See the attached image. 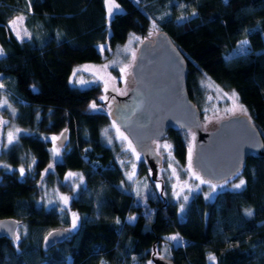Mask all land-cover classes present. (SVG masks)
<instances>
[{
	"label": "trees",
	"instance_id": "obj_1",
	"mask_svg": "<svg viewBox=\"0 0 264 264\" xmlns=\"http://www.w3.org/2000/svg\"><path fill=\"white\" fill-rule=\"evenodd\" d=\"M112 1L121 11L107 21L104 0H0V95L15 124L29 131L0 151V162L15 167L22 155L32 159L23 175L0 167V218H14L19 230L14 241L0 237V264H152V248L158 254L162 236L173 232L186 240L168 248L173 264H264V154L243 162L236 174L243 188L212 201L195 194L181 216L159 197L141 204L118 187L122 171L101 142L108 116L87 110L98 90L68 82L76 65L101 60L100 44L112 48L130 33L147 38L154 23L185 58L187 92L199 111L197 80L221 65L211 79L236 93L264 141V0ZM21 17L18 37L10 22ZM242 42L244 50L235 52ZM60 130L68 139L45 178L51 183L77 171L83 179L69 203L77 214L74 230L44 251L45 233L70 223L65 210L37 205V181L50 161L41 135ZM185 132L165 135L180 162Z\"/></svg>",
	"mask_w": 264,
	"mask_h": 264
},
{
	"label": "rangeland",
	"instance_id": "obj_2",
	"mask_svg": "<svg viewBox=\"0 0 264 264\" xmlns=\"http://www.w3.org/2000/svg\"><path fill=\"white\" fill-rule=\"evenodd\" d=\"M111 4L117 5L112 0H104L107 21L113 13L121 11L119 6L113 7L110 14L109 7ZM14 20H16V23L12 25V29H14L18 37H23L20 19L16 18ZM156 30V25L151 23L146 37L151 36ZM143 38L138 34L130 33L122 43L116 44L112 48H108L105 43L100 44L98 46L101 54L99 62L80 63L73 68L68 80L72 88L85 89L95 87L98 90L96 101L87 105L88 111L103 112L107 115L109 94H105V92L108 91L113 95L120 96L121 94L125 95L126 90L130 89L132 85L130 67L133 64L137 46ZM244 45L245 43L243 42L238 44L234 51H243ZM101 46H103V50H101ZM221 68V65L209 67L202 72L201 77L197 80L196 86L201 91V99L198 101L200 104V120L202 129L205 131L215 129L222 119L233 114L246 113L233 90L227 89L211 79L213 73L219 71ZM121 69H125V71L121 72ZM101 97H104V99H101ZM93 103L96 105L95 108L90 107ZM3 113L7 115L6 118L2 117ZM14 114V110L8 105L4 97L0 95V151L6 150L15 142L19 135L29 133L26 129L20 128L15 124ZM183 131H186L185 138L187 145L183 161L177 160L174 156L172 143L166 137H163L153 143V148L159 155L160 160L156 164L155 171L152 174L142 161L140 154L133 148L127 136L109 119L107 124L100 130V139L104 145L112 149L114 162L122 171L123 181L119 183L118 187L130 193L141 204H145L149 199L154 200L155 197H159L161 201L172 202L175 204L179 216H181L183 209H185V206L195 194L200 193L207 201H212L217 194L224 190H236L237 188L234 185L239 184L240 180H244L242 177L236 176V174L219 183L211 182L199 174L192 166L191 161H189V149H191V158L193 155L194 132L190 130ZM9 133H13L11 143H9ZM61 133L62 130L54 134L41 135L44 140L49 142L50 161L41 171L37 181L39 192L37 205L44 208L55 207L65 210L70 223L64 229L70 233L75 228L73 227V214L76 217L75 225L77 223V214L74 210L70 209L69 203L71 197L75 195L76 190L82 185V176L77 171H66L58 181L54 180L49 183L45 178L46 173L51 169L49 165L52 167L54 162L60 160L62 147L67 142L68 135L65 132L64 144L58 145ZM54 136L58 137L55 141L52 140ZM122 137H126V139ZM165 145L169 147L166 148ZM53 149L57 150L56 154H54ZM23 158L25 159L24 155L21 156L22 163L15 167H11L3 162H0V167H3L7 171L15 169L20 175H23L24 173H28L32 167V159L27 157V161H24ZM140 162L144 164V175L139 173ZM21 169H23V174H21ZM69 173L74 175L69 176ZM129 175H131V179L128 178ZM197 176L199 179H196ZM201 180L206 181V183H201ZM210 184L216 185L214 191L210 187ZM61 197H68L67 203ZM142 210L144 211L143 207ZM133 220L134 215L126 217L127 222L131 223ZM18 231L16 227L14 240H16ZM173 236L178 237V240L169 239V237ZM185 243L186 240L175 232L163 235L159 253L156 254L162 258H166L169 247Z\"/></svg>",
	"mask_w": 264,
	"mask_h": 264
},
{
	"label": "water",
	"instance_id": "obj_3",
	"mask_svg": "<svg viewBox=\"0 0 264 264\" xmlns=\"http://www.w3.org/2000/svg\"><path fill=\"white\" fill-rule=\"evenodd\" d=\"M130 75L132 86L125 95L105 92L109 94L107 116L127 136L152 174L160 160L152 141L163 138L169 129L194 132L191 164L203 178L214 183L237 174L248 156L264 154V141L246 113L222 119L213 130L202 129L200 111L186 88L185 58L164 31H155L141 40ZM65 132L58 140L60 146L64 144ZM16 227L14 218H0V237L14 240ZM68 235L64 228L52 229L43 236L41 247L45 251ZM150 261L173 264L158 256L154 247Z\"/></svg>",
	"mask_w": 264,
	"mask_h": 264
},
{
	"label": "snow or ice",
	"instance_id": "obj_4",
	"mask_svg": "<svg viewBox=\"0 0 264 264\" xmlns=\"http://www.w3.org/2000/svg\"><path fill=\"white\" fill-rule=\"evenodd\" d=\"M113 7H118V5L111 4V6L109 7V13H110V14H111V12H112V8H113ZM19 19H22V17L19 18ZM15 23H16V20L11 21V22H10V26H11V25H14ZM101 50H103V46H101ZM0 54H2V52H0ZM124 71H125V69H121V72H124ZM74 74H75V71H74ZM81 83H83V81H81ZM101 99H104V97H101ZM90 107L95 108V107H96L95 103H93L92 105H90ZM62 135H63V134H62ZM121 135H122V134H121ZM8 138H9V143H11L12 140H13V133H9V134H8ZM122 138L126 139V137H122ZM57 139H58V137H55V136L52 137V140H53V141H55V140H57ZM109 142H111V141H109ZM165 147L167 148V147H169V146L165 145ZM56 151H57L56 149H53L54 154H56ZM189 161H191V149H189ZM49 167L51 168V165H49ZM20 171H21V174H23V169H21ZM71 175H74V174L69 173V176H71ZM128 178L131 179V175H129ZM82 179H83V178L81 177V180H82ZM196 179H199V177L197 176ZM201 183H206V181L201 180ZM244 183H245L244 180H240V183L234 185V187L237 188V189H239V188H241V187L244 185ZM197 187H198V186H197ZM210 187H211V188L213 189V191H214L215 188H216V185H212V184H210ZM61 199H62L65 203H67V201H68V197H61ZM185 199H187V197H185ZM246 214H247V215H251V214H252V213H251V210H248ZM75 219H76L75 214H73V227L76 226V225H75ZM49 235H52V233H49ZM17 239H18V237H17ZM45 239L47 240V237H46ZM169 239H172V240H178V237L173 236V237H169ZM210 259H214V258L210 257Z\"/></svg>",
	"mask_w": 264,
	"mask_h": 264
},
{
	"label": "flooded vegetation",
	"instance_id": "obj_5",
	"mask_svg": "<svg viewBox=\"0 0 264 264\" xmlns=\"http://www.w3.org/2000/svg\"><path fill=\"white\" fill-rule=\"evenodd\" d=\"M131 86H132V85H131ZM127 91H128V90H126V92H127ZM109 93H110V92H109ZM110 94H111V93H110ZM122 95H124V94H121L120 96H122ZM118 96H119V95H118ZM169 130H170V129H169ZM167 131H168V130H167ZM167 131H166V132H167ZM173 131H175V130H173ZM177 131H179V130H177ZM165 135H166V133H165ZM165 135H164L163 137H165ZM156 141H158V140H153V141H152V144L155 143Z\"/></svg>",
	"mask_w": 264,
	"mask_h": 264
}]
</instances>
